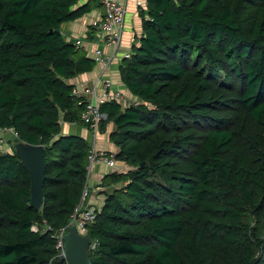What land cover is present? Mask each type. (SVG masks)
I'll return each mask as SVG.
<instances>
[{
	"label": "trees",
	"instance_id": "trees-1",
	"mask_svg": "<svg viewBox=\"0 0 264 264\" xmlns=\"http://www.w3.org/2000/svg\"><path fill=\"white\" fill-rule=\"evenodd\" d=\"M101 0H0V127L45 147L44 203L15 147L0 150V264H68L91 145L64 134L86 98L68 80L96 61L61 26ZM120 66L140 103L101 104L115 157L87 224L93 264H264V0H146ZM53 229L32 230L34 223Z\"/></svg>",
	"mask_w": 264,
	"mask_h": 264
},
{
	"label": "crops",
	"instance_id": "crops-1",
	"mask_svg": "<svg viewBox=\"0 0 264 264\" xmlns=\"http://www.w3.org/2000/svg\"><path fill=\"white\" fill-rule=\"evenodd\" d=\"M118 1L123 3L127 8L123 24L122 41L118 47L107 45L101 32L91 26V23L94 20L99 19L104 15V6L95 8L84 16L74 21L65 22L61 26V31L67 41L75 43L77 38H85L81 49L88 57L94 58V51L99 47L112 57V62L108 67L96 63L92 71L81 73L68 80V83L75 85V94L78 96H84L88 100L92 98L93 93L100 95L105 90L103 82L105 80H110L112 82V89L121 90L129 100L137 98L122 81L120 66L123 58L131 53L132 47L134 44H138L139 38L142 36L143 26L140 10L146 8V0ZM113 129V122L107 124L106 131L99 130L98 133L91 130L83 123L62 122V132L64 134L80 135L89 142L91 148L101 151L104 150L111 154L118 151L117 145L110 139V133ZM0 136H3L4 138V151H13L14 146L11 144L16 140L14 132L9 129L6 130L4 134L0 133ZM88 168L87 183L89 187V196L85 203L88 206L93 205L98 208L105 198L104 191L111 188L110 186H104L102 184L106 175L115 170L127 171L130 169V166L125 162L118 161L117 168L111 169L102 162L89 161Z\"/></svg>",
	"mask_w": 264,
	"mask_h": 264
},
{
	"label": "built area",
	"instance_id": "built-area-1",
	"mask_svg": "<svg viewBox=\"0 0 264 264\" xmlns=\"http://www.w3.org/2000/svg\"><path fill=\"white\" fill-rule=\"evenodd\" d=\"M101 2L105 8L104 15L101 18L94 20L91 23V26L101 32L107 45L118 47L122 41L123 24L127 13V8L123 3L119 2L118 0H101ZM84 39V37L77 38L75 44L78 47L83 46L85 41ZM129 56L130 54L126 55V57ZM94 59L96 63H100L105 67H108L112 62V57L106 54L104 50L100 47L95 49ZM103 82L105 90L100 95L93 93L92 98L89 100L86 98V107L81 114V123L85 124L91 130L97 133L100 130V124L102 119L106 117L105 114H103L100 110L102 103L117 101L121 103L124 107L130 105H138L140 103V100L138 98H132L131 100H129L121 90L112 89V82L110 80H105ZM6 130L9 129H4L0 127V133L4 134ZM14 134L16 136V133ZM4 143L5 142L3 136H0V150H5ZM89 161L102 162L111 169H116L118 166V160L116 159L115 154H111L104 150H97L95 148H91L90 150ZM88 196L89 187L87 183L83 190L81 201L79 205L75 208L72 220L70 222V225L72 224L76 226L78 232L81 235H89L87 224L94 220L97 210L101 209L105 201L104 198L103 202L98 208L94 207L93 205L88 206L85 203ZM51 229H53L51 225L46 222L42 224L36 222L32 225V230L35 232H46ZM67 230L68 228H63L54 231V237L56 238L57 242L56 247L59 253L58 255L60 257L65 255L64 238L65 234L67 233ZM94 245L95 244L93 243L92 247H94Z\"/></svg>",
	"mask_w": 264,
	"mask_h": 264
},
{
	"label": "water",
	"instance_id": "water-1",
	"mask_svg": "<svg viewBox=\"0 0 264 264\" xmlns=\"http://www.w3.org/2000/svg\"><path fill=\"white\" fill-rule=\"evenodd\" d=\"M16 153L31 176V206L41 209L44 203V184L47 165L45 161V147L18 142ZM65 255L62 259L68 264H93L90 248L93 239L90 235H81L75 225L68 227L65 234Z\"/></svg>",
	"mask_w": 264,
	"mask_h": 264
},
{
	"label": "rangeland",
	"instance_id": "rangeland-1",
	"mask_svg": "<svg viewBox=\"0 0 264 264\" xmlns=\"http://www.w3.org/2000/svg\"><path fill=\"white\" fill-rule=\"evenodd\" d=\"M13 141H14V139H13ZM18 142H19V141H16V140H15V142L11 144V145H13V146L15 147V150H16V148H17ZM6 147H8V146H6Z\"/></svg>",
	"mask_w": 264,
	"mask_h": 264
}]
</instances>
